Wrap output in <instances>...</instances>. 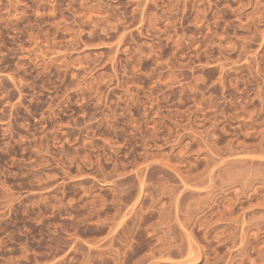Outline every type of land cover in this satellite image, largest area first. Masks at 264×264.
<instances>
[{
	"label": "rangeland",
	"instance_id": "374dc122",
	"mask_svg": "<svg viewBox=\"0 0 264 264\" xmlns=\"http://www.w3.org/2000/svg\"><path fill=\"white\" fill-rule=\"evenodd\" d=\"M0 264H264V0H0Z\"/></svg>",
	"mask_w": 264,
	"mask_h": 264
}]
</instances>
